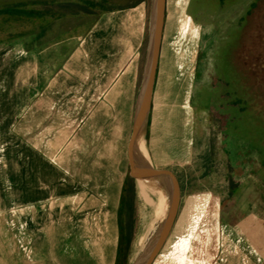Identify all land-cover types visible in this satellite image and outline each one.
Wrapping results in <instances>:
<instances>
[{
  "label": "rangeland",
  "instance_id": "1",
  "mask_svg": "<svg viewBox=\"0 0 264 264\" xmlns=\"http://www.w3.org/2000/svg\"><path fill=\"white\" fill-rule=\"evenodd\" d=\"M64 1L88 0H0V8L24 4L57 11L56 4ZM122 3L110 0L107 4ZM150 9L151 0L148 30ZM111 13H101L97 20L103 24L126 17L117 10ZM129 13L135 21L132 30L126 20L120 25H103L106 34L95 33L97 20L86 15L51 16L48 26L40 19L0 25V46L16 38L26 47L23 52L9 48L0 53V264L113 262L120 189L116 180L129 170L127 141L120 154L114 151L119 130H111L109 139L103 137L106 130L103 134L99 129L91 130L90 137V124L82 125L83 115L98 120V101L102 100L98 96L102 92L92 96L89 112L83 106L88 92L83 91L82 84L98 80L91 63L101 67L106 53L112 58L110 51L117 45L123 47L118 54L121 59L127 56L125 50L132 49L124 60V73L134 69L140 56L136 28L145 30L146 11L141 5ZM126 31L132 39L123 37ZM19 34L26 35L17 38ZM109 34L116 38L112 41ZM167 71L172 78L183 73L185 79L180 77L178 82L179 98L162 100L157 95L155 111L160 104L170 110L188 105L183 100L187 90L192 109L190 113L178 110L174 124L183 130L189 115L190 129L198 140L195 153L184 157L189 162L161 166L176 174L181 193L168 242L180 243L183 249L191 247L184 252L187 258L210 259L225 230H237L247 223L264 234V0H166L159 81ZM57 84L61 88L58 93ZM168 85L163 81L159 90L166 93ZM48 86L53 90L55 115L48 118L45 132L36 138L31 136L34 129L26 132L24 128L29 121L39 124L47 118L51 98ZM131 89L130 83L128 93ZM174 89L179 90L176 85ZM56 93L64 101L62 107ZM39 98L43 100V118L30 117ZM127 102L125 98L117 107L123 114L124 128V121L130 117L124 106ZM15 111L24 113L17 117ZM60 118H64V126L69 125L61 127ZM18 140L20 147L16 148ZM230 178L237 183L233 193ZM90 206L93 208L88 212ZM146 213L137 197L130 263L143 248L133 254L136 233L149 217ZM35 234L42 235L41 256L32 263L24 259ZM46 249L50 250L49 257H45Z\"/></svg>",
  "mask_w": 264,
  "mask_h": 264
},
{
  "label": "crops",
  "instance_id": "2",
  "mask_svg": "<svg viewBox=\"0 0 264 264\" xmlns=\"http://www.w3.org/2000/svg\"><path fill=\"white\" fill-rule=\"evenodd\" d=\"M139 7L134 8V9H130V10H126V11H118L119 13H121L122 15H125L127 17V18L126 17L125 18L120 17V20L118 22L112 21V20H109V21L105 20L104 22H102L103 24H101L100 21L97 20L96 24L94 25L95 26L94 28L96 29L95 33H99V32L105 33L102 29L103 25L104 26L109 25V24L112 26L114 24L120 25L126 20H127L126 21L127 25L130 24V27L132 30L135 26V21L132 20V16H129V14H130L129 11L136 10ZM108 14H112V13L110 12ZM145 19H146V15L144 14V20ZM146 26H147V24H146V20H145V30L142 31L143 34H142V32H139V29H137L135 27L136 33H137L136 41L138 42V39H139V46L137 47V50H138V52H140V56L137 59V62H136L134 69L132 68L129 72L125 71L126 74L124 73V70L126 69L124 67L125 66L124 60L128 57V55H130V53H132V49L127 50V51L125 50L124 54L125 55L127 54V56H125L126 57L125 59L124 58L121 59L120 55H118V54L120 53V51L123 47H120V45H117L118 47H115V49L110 51L111 53H113L112 58H110V55H108L109 54L108 52L106 53V57L104 58L103 62L101 63V67L99 66V64H97L95 62L91 63V66L95 67L94 69L92 68L93 69L92 71L95 75H97L96 77L98 80L96 82H92V83L90 82V84L89 83L86 84L85 82L82 84L83 91L88 92L87 98L83 102L84 103L83 106L89 108L88 109V111H89L90 107H91L92 96H96V94H97L96 92L101 91L102 93L98 97H102V100L104 99V101H102V100L98 101L101 103H99L100 106L98 107L97 110H98L99 114H101L100 111H102V110L106 111L102 115L98 114V120L95 119L93 121L90 118V116H88L89 117L88 118L84 114L82 125H85L86 123L90 124L89 129H88V131L90 133V137H91V130H97L98 131V129H99V131L101 133L103 130H106L107 133H104V136H103L104 139L110 138L111 130H119L120 132L116 137L117 141L114 143V151H119V153L122 154L123 153V149H122L123 144L127 141L126 157H127L128 165H129L128 145H129V140H130L131 134H132L134 114H135V109H136V104H137V99H138V93H139L141 80H142V72H143V65H144L145 52H146V50H145L144 56H143V63H142V67H141L142 53L140 51V47L144 41L145 36H146V43H147V30L148 29H146ZM140 33L142 35H140ZM128 34L129 33L126 31L123 34V37L126 39H132V36L131 35L129 36ZM24 35H26V34H19L17 36V38L18 37L22 38ZM120 37L122 38V36H120ZM120 37H118V38H120ZM108 38L113 41V39H115L116 36L109 34ZM163 38H164V30H163V36H162L160 55H159V59H158V68H157L156 80H155L154 91H153V96H152V106H151V111H150V115H149L148 126L145 128V130L142 132V135H141L145 140V145H146V148L148 151L149 161L151 162V164L154 167L159 168V169H163L164 167H161V166H162V164H166V163L183 162L185 164V163L189 162L188 159L184 160V157L187 155H193L195 153V149H196L195 143H198V140L194 137L195 131L194 132L192 131V127L190 129L191 123L189 120V118H190L189 115L186 114L187 115L186 118H188V120L186 121V126L183 130L181 128H179V126L177 127L176 124H174L177 120L176 115H177L178 110L185 109L188 113H190V111L192 109V108H190L191 105H189L187 90H186V99H183V100H185L186 103L188 102V105L183 104L179 107L177 105L176 107L174 106V108H172L170 110V109H168L167 105L160 104L159 110L157 112L155 111V100H156L157 95L160 96L162 98V100L163 99L168 100L169 98H172V97H178L179 98L178 95H180L181 88L179 87L178 82L180 81V79L182 77L183 78L181 80L185 79L183 73L180 76L181 78L179 77V75L178 76L175 75L172 78V74L167 71L166 74L163 76L162 80L159 81L160 80V63H161V52H162ZM15 39L12 42H9V43H6V44H3L2 46H0V53L8 50L9 48H11L12 50H15V51H20V52H23L24 50H26V47L22 43H17L20 40L16 41ZM134 39L135 38H133V40ZM114 44H115V40H114ZM6 45H8V46H6ZM19 48H22L23 50H20ZM117 49H120V50L117 51ZM145 49H146V45H145ZM183 54L185 55V53H182L181 55L183 56ZM111 62H112V64H111ZM93 64H95V65H93ZM104 66L106 67V70H104L102 68ZM94 74H92V76H94ZM29 76H31V75H29ZM125 76H126V80H124ZM34 78H35V76L30 81H33ZM122 79L124 80V82L122 81ZM171 80H174V84L171 83ZM25 81H27V79H25ZM163 81H166L169 83L166 93H162V91L159 90V86L162 84ZM55 82L57 83L56 79H55ZM130 83H131L132 89H131V92L128 93V87H129ZM175 85H176V88L179 90L174 89ZM57 86H58V84H57ZM50 87L51 86H48L46 88L47 92H50L48 94H51V98L48 99V103L50 105H49V110H48L49 113H48L47 118L44 119V122L42 121L39 124H36V123L34 124L33 121H29L26 123L25 128H24V130L26 132H30V131H32V129H34L35 134H33L31 136H36V138H38L43 133L44 128L47 125L48 121L51 118H53L55 115V113L52 112V109H53L52 108L53 90H50ZM16 88H17V86H16ZM17 89L19 90V88H17ZM59 89H61L60 86H58L57 93H58ZM112 91H115L116 94L111 93ZM57 93H56V96H57ZM125 98L129 102V103L127 102V104H128L127 106L124 104V106L128 110V111L126 110V114L129 113L130 117H129V121L128 120L124 121V125H125V128H124L123 127V121L121 119V118H123V116H122L123 114L118 111L119 109H117V107H118L119 101H121V100L123 101ZM181 98H182V96H181ZM108 99H109V102L107 101ZM57 101H58L59 105H61L60 107H62L64 104V101L58 99V96H57ZM11 103L13 105V101H11ZM38 103H39V106H38ZM38 103H36V104L34 103L35 111L31 110V114L29 115L30 117L33 116L34 118H37V117L43 118V115H44L43 100H41L39 98ZM108 104H109V106H108ZM107 106L109 107L108 109H107ZM91 111L92 110H90L89 112H91ZM22 113H24V112L19 111L17 113L15 111L14 115H17V117H18ZM58 113H59V111H58ZM58 113H57V118L59 115ZM93 113H94V111H93ZM14 115H12V116H14ZM170 115H172V116H170ZM12 116H11V118H12ZM48 118H50V119H48ZM60 119H61V121H60L61 127H66L69 125L68 124V125L64 126L63 125V119L64 118H60ZM13 120H15V118ZM97 123L99 125H97ZM116 123H119L118 124L119 126H116L115 128H113L114 124H116ZM179 123H180V121H179ZM115 134H116V132H115ZM147 134H148L149 145H148L147 140H146ZM112 135H114V134H112ZM26 136H27V134H26ZM48 137H49L48 135L44 136V138H46V139ZM123 137H125V138H123ZM29 139L31 140V138H29ZM195 140H197V141H195ZM20 142H21V140H18L17 147L15 146L16 148L20 147ZM111 144H113V142H111ZM111 147H113V146H111ZM45 153H47V151H45ZM115 154H116V152H114V155ZM129 170H130V167H129ZM125 175H126V173L124 174V177L121 176L118 181L116 180V182L118 183L119 188H120L119 189V198H118V207H119L122 184H123V180L125 178ZM159 193H160L159 200H160V210H161V219H162L164 214H165L166 207H167L166 206V196L164 195V192L160 189H159ZM92 208H93L92 206L88 207V210H89L88 212H91L90 209H92ZM117 213H118V209H117ZM259 222H261V220H259ZM116 225H117V240L115 243L116 246H115L114 259H113V262L111 264H115L118 239H119V227H118L117 214H116ZM236 228H237V230H230L229 229V230H225L224 232L220 233V237H219V240L217 243L218 249H217L214 257L210 258V259H208V258L204 259V258H198V257L187 258L186 253H184V252L188 251V250L190 251L191 247H189V248L186 247L185 249H183L185 246L183 247V245L180 243L178 244L176 242H168V239H169L170 234H171V232H170L168 238L164 242V245L162 246L161 250L159 251V253L155 257L152 264H264V234L262 232H260L259 230L255 229L254 227H251V228L248 227L247 223L245 224V226L243 228L242 227L241 228L236 227ZM0 229H2V228H0ZM218 232H219V229H218ZM252 235L255 237V240L250 239V237H252ZM30 240H31V244H32V249H31L28 257L27 258L25 257L24 260L27 259L28 261L29 260L33 261L32 263H34L36 261L38 262V259L41 256L39 250L41 249L40 245L42 242V235L41 234H35V235H33V237L30 238ZM8 251L10 252V250H8ZM45 253H47V255L45 257L50 256V250L46 249ZM3 264H6V263L4 262Z\"/></svg>",
  "mask_w": 264,
  "mask_h": 264
},
{
  "label": "water",
  "instance_id": "3",
  "mask_svg": "<svg viewBox=\"0 0 264 264\" xmlns=\"http://www.w3.org/2000/svg\"><path fill=\"white\" fill-rule=\"evenodd\" d=\"M165 17L166 0H151L147 46L128 145V159L130 174L135 182L138 179L155 182L156 187L166 196L167 207L162 219L153 220L141 252L128 264H152L172 229L180 204L181 193L176 175L172 171L154 167L149 159L138 151V142L148 126Z\"/></svg>",
  "mask_w": 264,
  "mask_h": 264
},
{
  "label": "trees",
  "instance_id": "4",
  "mask_svg": "<svg viewBox=\"0 0 264 264\" xmlns=\"http://www.w3.org/2000/svg\"><path fill=\"white\" fill-rule=\"evenodd\" d=\"M110 0H88L87 2L78 1H64L56 4V10L51 8L35 9L28 8L24 4H15L11 6H5L0 8L1 24H7L10 22H18L22 19H40L42 21H49L48 17L63 18L65 16H79L86 15L91 16L93 20H97L101 13H110L114 10L126 11L137 8L143 5L146 11V23L149 11L150 0H122L123 3L119 5L107 4ZM96 8H99V12H96ZM50 23L48 22L47 26ZM46 26V27H47ZM44 28V30L46 29ZM146 45V36L140 47L142 53L141 67L143 63V56ZM148 138V134H147ZM132 183V184H131ZM230 192L237 188V183L230 178L229 179ZM136 187L135 179L131 176L130 170L125 175L123 180L120 201L118 207V227H119V239L116 252L115 264H128L132 249L133 236H134V213L136 205Z\"/></svg>",
  "mask_w": 264,
  "mask_h": 264
},
{
  "label": "bare ground",
  "instance_id": "5",
  "mask_svg": "<svg viewBox=\"0 0 264 264\" xmlns=\"http://www.w3.org/2000/svg\"><path fill=\"white\" fill-rule=\"evenodd\" d=\"M138 151L148 158V151L145 145V140L141 136L138 142ZM132 184V183H131ZM136 194L141 202L142 206L146 210V214L149 216L146 217L143 223L141 224L138 232L136 233L134 239V253L140 250L146 240L147 234L150 231L153 220L161 219V210H160V200H159V189L156 187L155 182H150L146 180L138 179L135 183Z\"/></svg>",
  "mask_w": 264,
  "mask_h": 264
}]
</instances>
